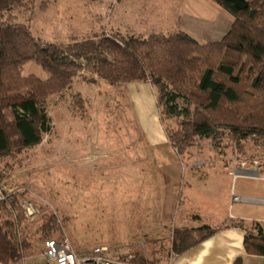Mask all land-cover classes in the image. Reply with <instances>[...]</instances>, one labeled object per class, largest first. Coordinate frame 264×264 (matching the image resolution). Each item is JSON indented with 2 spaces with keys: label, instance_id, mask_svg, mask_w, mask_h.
<instances>
[{
  "label": "rangeland",
  "instance_id": "rangeland-1",
  "mask_svg": "<svg viewBox=\"0 0 264 264\" xmlns=\"http://www.w3.org/2000/svg\"><path fill=\"white\" fill-rule=\"evenodd\" d=\"M10 14L17 23L29 26L39 40L63 44H68L70 32H121L125 36L147 37L183 31L204 45L221 39L229 29L228 21H232L214 0H27ZM196 32L214 33L200 37ZM84 72L86 77L91 76ZM21 73L43 80L49 77L33 62L23 66ZM103 89L76 80L69 90L51 98L52 131L39 146L19 157L21 166L14 159L13 170H8L7 161L1 162L0 186L11 198L0 203L7 205L15 221L19 213L22 215L18 239L25 238L30 244L22 251L20 262L9 264H22L24 257L26 264H39L44 242L64 237L81 257L104 247L112 257L139 253L167 264L175 256L174 232L179 230L182 218L201 216L212 223L227 218L228 207L208 215L186 198V193L195 195L201 189L206 193L211 174L205 178L202 173L193 176L196 181L175 192L178 199L174 202L173 187L160 175V162L157 164L155 156H151L146 163L145 137L129 112L126 94H120L118 103H114L110 98L102 99L110 95L98 94ZM78 94L81 101L75 98ZM178 107L185 109L182 100ZM161 113L166 131H178L184 118H169L163 107ZM215 141L236 146L241 156L249 157L256 154V145L264 146V134L254 141L249 135L219 126ZM198 142L195 137L185 148L178 144L174 152L190 157ZM122 144L129 146L128 159L115 153L116 146ZM199 146L207 151L211 144L206 139ZM175 153L172 156L178 160ZM191 176L187 172L188 180ZM242 186L250 187L240 179L236 182L237 193ZM261 186L264 184L260 182L253 185ZM26 201L35 208L33 215L24 209ZM239 209L255 210L237 204L233 211ZM45 225L50 229L45 230Z\"/></svg>",
  "mask_w": 264,
  "mask_h": 264
},
{
  "label": "trees",
  "instance_id": "trees-1",
  "mask_svg": "<svg viewBox=\"0 0 264 264\" xmlns=\"http://www.w3.org/2000/svg\"><path fill=\"white\" fill-rule=\"evenodd\" d=\"M25 1L0 0V164L6 160V169L13 170L14 159L21 166L19 157L51 133V98L77 79L94 84V76L111 85L149 81L160 113L163 107L169 118H184L178 131H166L173 148H185L195 137L216 136L219 126L243 136L264 134V0H214L234 21L219 41L205 45L184 32L148 37L102 33L70 44L43 42L10 14ZM31 62L49 78L23 75L21 68ZM75 98L82 100L80 94ZM179 100L185 109H179ZM18 218L0 203L1 263L20 262L30 247L27 239H18L17 226L24 219L20 213ZM215 232L208 226L179 228L172 250L181 254ZM245 247L249 254L264 256L260 223L246 229ZM136 255L139 264L158 263Z\"/></svg>",
  "mask_w": 264,
  "mask_h": 264
},
{
  "label": "crops",
  "instance_id": "crops-1",
  "mask_svg": "<svg viewBox=\"0 0 264 264\" xmlns=\"http://www.w3.org/2000/svg\"><path fill=\"white\" fill-rule=\"evenodd\" d=\"M229 15L232 17V21H228L230 29L234 17L230 13ZM227 32H225L224 35ZM175 33L178 32L163 34ZM184 33L188 34L187 32ZM213 33L214 32H196V35L202 37L204 35H212ZM99 34L100 32H70V35H68L70 38L68 44L92 38ZM82 74L86 76L85 72ZM94 78L96 82L92 85L97 84L98 86L104 87L103 91L101 90L98 94L105 96L110 95L102 99L110 98L114 103H118V96L120 94H126L129 112L137 123L138 131L145 137L146 151L143 154L146 156V163L149 162L151 156H155L157 164L158 161L160 162V175L165 176L168 184L173 187V197L174 200H176L174 202L177 203L178 199L174 193L180 190L183 191L187 186L190 187L192 183L196 181V177L193 176L202 173L204 178L208 177L210 174L212 175H210L211 179L207 182L205 187L206 190H208L205 193L201 189L199 190L201 192H197L195 195L186 193V198L189 203L196 204V206L203 208L208 215L214 211L219 213V210H224L228 207L229 212L227 218L217 223H212L213 221H204L201 216H186V218H182L178 228L198 229L208 226L212 229H216V232L187 251L173 256L167 264H264V256L249 254L245 247L246 229L253 228L256 223H260L264 227V211L261 212L262 209H264V187H253L254 183L260 182L264 184V181L242 176L235 177L230 173V169L226 167V164H219L216 168L210 170H197L192 166L193 160L191 158L178 156L168 140L160 113V107L158 105L157 95L149 81L111 85L96 76H94ZM119 106L121 105L118 104V107ZM118 107L113 111H116ZM121 126L127 128L125 124ZM128 149V144L118 145L115 148V153L117 156H123L128 159V153H126ZM172 153L177 155L178 160L172 156ZM145 156L143 157L145 158ZM187 172L192 175L189 180L186 178ZM240 179L248 183L250 187L242 186L241 192L237 193L236 182ZM234 195L239 196L242 200L234 201ZM237 204L241 205V207L252 206L255 210L239 209L235 212L233 208Z\"/></svg>",
  "mask_w": 264,
  "mask_h": 264
},
{
  "label": "built area",
  "instance_id": "built-area-1",
  "mask_svg": "<svg viewBox=\"0 0 264 264\" xmlns=\"http://www.w3.org/2000/svg\"><path fill=\"white\" fill-rule=\"evenodd\" d=\"M105 34L106 37L110 36L109 32H105ZM198 138L200 142L196 143L194 147L196 151L188 157L193 160L192 166L195 169L210 170L216 168L219 164H226V167L230 169V173L235 177L242 176L264 181V146L256 145V154L244 157L239 154L240 152H238L236 146H225L222 142L215 141L216 136ZM206 139L211 144L207 151L199 146ZM249 139L259 141L256 135L249 137ZM9 198H11L10 195H7L3 187L0 186V202H7ZM233 200L241 201L242 199L234 195ZM11 202L15 203V199L12 198ZM23 206L26 211H29L30 215L35 213V208L29 201L24 202ZM107 253L106 248L97 247L89 255L81 257L77 255L68 238H52L44 242L39 264H139L138 256L134 253L114 257L109 256ZM22 260L24 261L22 264H26V258L24 257ZM0 264L4 263L0 262Z\"/></svg>",
  "mask_w": 264,
  "mask_h": 264
}]
</instances>
